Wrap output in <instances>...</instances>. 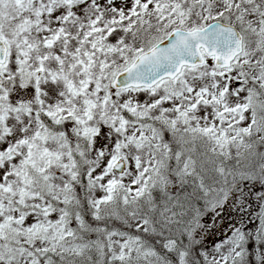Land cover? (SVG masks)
<instances>
[{
	"label": "snow or ice",
	"instance_id": "1",
	"mask_svg": "<svg viewBox=\"0 0 264 264\" xmlns=\"http://www.w3.org/2000/svg\"><path fill=\"white\" fill-rule=\"evenodd\" d=\"M0 264H264V0H0Z\"/></svg>",
	"mask_w": 264,
	"mask_h": 264
},
{
	"label": "rangeland",
	"instance_id": "2",
	"mask_svg": "<svg viewBox=\"0 0 264 264\" xmlns=\"http://www.w3.org/2000/svg\"><path fill=\"white\" fill-rule=\"evenodd\" d=\"M210 245H211V241H210Z\"/></svg>",
	"mask_w": 264,
	"mask_h": 264
}]
</instances>
